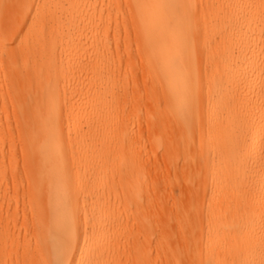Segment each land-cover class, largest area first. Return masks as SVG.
Masks as SVG:
<instances>
[{
  "label": "bare ground",
  "instance_id": "6f19581e",
  "mask_svg": "<svg viewBox=\"0 0 264 264\" xmlns=\"http://www.w3.org/2000/svg\"><path fill=\"white\" fill-rule=\"evenodd\" d=\"M122 3L160 103L158 223L150 154L101 73ZM15 131L37 264H264V0H0V254Z\"/></svg>",
  "mask_w": 264,
  "mask_h": 264
},
{
  "label": "rangeland",
  "instance_id": "374dc122",
  "mask_svg": "<svg viewBox=\"0 0 264 264\" xmlns=\"http://www.w3.org/2000/svg\"><path fill=\"white\" fill-rule=\"evenodd\" d=\"M120 8L121 16H119V21L122 27L118 32L116 31L118 46L112 50V55L109 56L110 62L106 67L102 68L101 73L104 78L110 77V73L113 74L114 81L109 87L111 90H107V95L111 96L114 100L113 114L116 113L115 108L118 106L119 110L122 111L120 115L124 121L134 127L136 133L141 136L143 144L140 145V147L144 148L143 156L147 159V155L150 154L148 156L150 157L148 158L150 162L148 161V163L153 171H151V183H149V188L150 194L153 196L154 200L152 201L153 205L150 204L149 206L151 207L147 206L146 210L141 212V215L146 214L152 217L153 223H158L161 219V211H159L158 208L160 207L158 205L162 196L159 183L162 182L161 180H163V177L167 175L164 173L167 169L163 165L161 166L160 159L158 158L160 152L156 150V154L154 153L155 147H153V143L151 144V142L152 137L158 135V129L154 127V115L160 103L156 96L151 95L152 85L143 74L144 72L142 63L139 59L135 34L131 31H125V28H128L130 23L127 4L122 3ZM66 105H69V103L66 102ZM10 145L15 146L17 149L15 153H13V156L5 160L4 165L6 175L10 177L8 181L10 202L9 205L5 206V210L2 213V224L5 231L3 233V249L0 254V264H37L38 247L34 235L37 223L35 211L31 208L30 204L31 196L28 193V184L23 173L21 141L18 132H13V134L5 139V149H7V152ZM151 162H153V165L161 167H159V169L156 167L155 170L157 171H154L155 166H153ZM180 182V185L184 184ZM152 183L156 185L154 184L153 187L151 185ZM174 189L173 192L169 191V188L166 190V199H172L173 196H170L172 193L178 198L181 192L186 191L184 185H178V187ZM169 193L171 194L169 195ZM136 228L137 227H134V229L138 231L139 229L137 230ZM140 231H142V228ZM24 253L29 257L24 256ZM166 263L168 264L169 262L162 258L156 259L154 255L151 264ZM123 264H126V262H123Z\"/></svg>",
  "mask_w": 264,
  "mask_h": 264
}]
</instances>
